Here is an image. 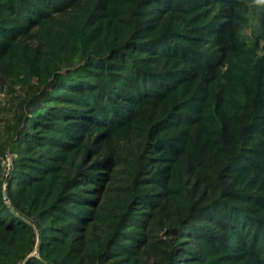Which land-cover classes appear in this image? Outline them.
<instances>
[{
    "label": "trees",
    "instance_id": "16d2710c",
    "mask_svg": "<svg viewBox=\"0 0 264 264\" xmlns=\"http://www.w3.org/2000/svg\"><path fill=\"white\" fill-rule=\"evenodd\" d=\"M235 3L0 0V74L30 91L0 264H264V53Z\"/></svg>",
    "mask_w": 264,
    "mask_h": 264
},
{
    "label": "rangeland",
    "instance_id": "374dc122",
    "mask_svg": "<svg viewBox=\"0 0 264 264\" xmlns=\"http://www.w3.org/2000/svg\"><path fill=\"white\" fill-rule=\"evenodd\" d=\"M235 1L241 30L251 40L257 39L260 52L264 53V34L260 23V11L264 0ZM220 9H216V13L223 18L225 14ZM29 92L26 87L15 85L8 76L0 74V136L4 133L6 123L11 122L15 113L25 107V99L30 95Z\"/></svg>",
    "mask_w": 264,
    "mask_h": 264
},
{
    "label": "water",
    "instance_id": "95a60500",
    "mask_svg": "<svg viewBox=\"0 0 264 264\" xmlns=\"http://www.w3.org/2000/svg\"><path fill=\"white\" fill-rule=\"evenodd\" d=\"M6 196H7V192H6Z\"/></svg>",
    "mask_w": 264,
    "mask_h": 264
}]
</instances>
